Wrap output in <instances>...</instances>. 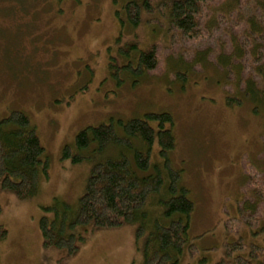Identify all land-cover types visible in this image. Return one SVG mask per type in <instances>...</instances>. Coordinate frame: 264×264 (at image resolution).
Instances as JSON below:
<instances>
[{"label":"rangeland","instance_id":"obj_1","mask_svg":"<svg viewBox=\"0 0 264 264\" xmlns=\"http://www.w3.org/2000/svg\"><path fill=\"white\" fill-rule=\"evenodd\" d=\"M128 1L0 0V119L16 109L27 113L49 160L48 176H41L36 193L21 197L0 190V224L8 229V236L0 241V264H140L145 260L153 249L155 222L169 223L160 201L168 196L169 176L158 141L151 148L149 168L136 170L148 175L159 167L165 177L164 198L157 195L153 204L150 199L146 217L113 228L93 224L78 228L85 241L78 240L79 249L72 254L44 244L40 220L45 214L54 217V211L46 212L44 207L56 201L67 203L70 214H76L97 162L121 155L134 161L136 150H147L139 138L133 139V148L110 144L100 152L92 141L78 149V132L147 111L173 114L176 147L170 158L181 169V183L195 205L178 264L222 260L235 264L239 256L255 261L251 253H258L256 245L264 247V225L250 226L240 207L250 177L256 168H264V163H257L263 157L264 118L253 113L245 97L241 105L227 103L228 93L236 91V76L226 72L218 56L230 27L219 28L220 32L207 29L215 15L211 7L217 3L208 5L204 14L205 34L190 38L154 6L161 0H153L155 8L143 12L137 28L122 25L117 14L125 16L122 11ZM254 2L240 11L251 13ZM228 20L235 21L234 17ZM132 43L154 44L159 64L138 82L122 71L119 83L117 69L113 73L110 63L113 58L119 66L126 63L122 50ZM179 72L185 73V81ZM116 128L124 134L117 123ZM67 145L73 155H82L81 161L64 157ZM236 244L246 250L235 248L230 254ZM259 258L264 259V251Z\"/></svg>","mask_w":264,"mask_h":264},{"label":"trees","instance_id":"obj_2","mask_svg":"<svg viewBox=\"0 0 264 264\" xmlns=\"http://www.w3.org/2000/svg\"><path fill=\"white\" fill-rule=\"evenodd\" d=\"M214 1L217 4L215 7L211 5V9H215L211 21L213 25L207 29L212 30L215 27V32H218L219 28L230 27L224 32L227 35L221 43V53L218 56L226 72L229 75L235 72L233 75L236 76V91L228 93L227 103L241 105L245 97L250 101L253 113L264 118V0H254V7L249 14L242 13L240 9L250 5L251 0H161L155 5L153 0H129L122 11L125 16L122 17L121 13L117 16L122 25L127 24L133 29L141 23L143 12H151L155 7L160 8L164 10L170 24L182 35L197 38L205 34L202 23L204 14L208 5ZM232 17L234 23L228 22ZM122 53L128 58L126 63L119 66L114 58L110 63L113 73L117 69L115 75L119 83L123 81L122 71L131 75L134 82H138L159 64L158 51L154 44L142 47L132 43L122 50ZM180 74L185 81V73ZM116 123L124 134L118 132ZM116 123L112 119L109 123L85 127L76 135V147L83 149L94 141L97 144L96 149L100 152L110 144L133 148V139L139 138L147 145V150H136L134 161L126 155H121L97 162L91 170L75 215L70 214L67 203L56 201L50 206H45L46 212L54 211V217L45 214L40 220L44 244L66 248L69 253H75L79 249L77 241H85L82 235L77 234L78 228L89 224L113 228L144 218L150 199H153L152 204L156 203L154 198L163 197L167 191L168 196L160 201L165 207L163 216L169 223L164 224L160 220L155 222L153 249L140 264H178L195 205L189 197V190L183 185L181 169L175 168L170 158V152L176 147L172 130L174 116L170 111H147L143 116L127 120L116 119ZM155 141L160 145V154L165 159L168 170L169 185L166 191L163 190V169L157 167L154 173L148 175H139L137 172L138 169L149 168L150 152ZM261 153L263 157L258 159L257 163H264V149ZM44 154L45 148L27 113L16 109L1 118L0 190L14 191L21 197L36 193L41 176L48 174L49 160ZM63 155L72 157L74 162L82 159L79 153L73 155L69 145L65 146ZM256 169L250 177L247 187L249 192H245L240 205L243 219L250 226H258L259 222L264 225V168ZM260 176L261 180L258 181L257 177ZM7 236L8 229L0 224V241ZM235 248L246 250L244 245L236 244L231 248L230 254ZM256 248L261 252L251 253L256 258L255 261L239 256L235 264H263L264 259L260 260L259 257L264 247L256 245ZM216 264H226V260Z\"/></svg>","mask_w":264,"mask_h":264}]
</instances>
